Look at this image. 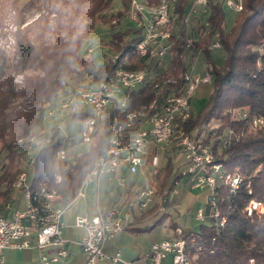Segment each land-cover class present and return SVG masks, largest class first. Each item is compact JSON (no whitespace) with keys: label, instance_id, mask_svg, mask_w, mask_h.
I'll list each match as a JSON object with an SVG mask.
<instances>
[{"label":"trees","instance_id":"trees-1","mask_svg":"<svg viewBox=\"0 0 264 264\" xmlns=\"http://www.w3.org/2000/svg\"><path fill=\"white\" fill-rule=\"evenodd\" d=\"M130 1L122 0L123 8L115 14L99 16L111 7L113 0H0L2 216L9 215L5 206L11 205L10 194L26 158L31 161L27 173L31 188L37 190L44 182L49 190L56 192V204L67 206L76 198L97 159L108 149L107 124L116 110L105 116L88 147H82L71 135L62 136L56 124L45 129L43 122L58 97L95 87L113 69V65L93 56L85 58L82 51L98 22L110 27L106 44L113 55H118L116 65L129 70L145 67V58L135 50L142 27L130 28L123 22ZM147 1L153 4L157 0ZM88 2H91L89 7ZM189 4L190 0H183L175 6L177 22ZM224 6L223 0L209 2L206 19L209 26L204 28L199 24V17L192 24L193 51L202 56L213 91L197 113L192 110L187 119L177 120L174 135L188 137L195 144L209 148L214 162L220 164L222 175L241 177L234 193H230L223 181L217 184L216 202L224 224L218 227V219L209 217L205 202V218L198 221L197 229L178 230L169 207L174 182L180 180L187 163L173 139L171 153L165 152V163L158 165L152 174L159 201L133 215L124 228L132 233L147 232L168 220L170 239L186 242L192 264H264V212L252 210L248 214L251 202L264 205V126L253 127L255 120L264 119V0H243V9L230 31L225 27ZM7 18L15 26L11 33L12 53L1 43ZM213 41H218L225 52L221 67L212 58ZM173 64L180 66L178 56ZM17 75L22 76L20 84L15 82ZM152 97L151 84L131 91L130 108L148 103ZM18 100L24 102L23 108L12 110L11 104ZM235 110L244 116L233 119L226 112ZM84 116L85 113L77 112L67 117L83 119ZM229 136L228 146L223 147L222 141ZM178 152L184 164L180 168L173 160ZM210 171L208 165L204 172ZM202 188L204 194H209L206 185ZM123 206L127 208V201L120 207Z\"/></svg>","mask_w":264,"mask_h":264},{"label":"built area","instance_id":"built-area-1","mask_svg":"<svg viewBox=\"0 0 264 264\" xmlns=\"http://www.w3.org/2000/svg\"><path fill=\"white\" fill-rule=\"evenodd\" d=\"M182 1L157 0L150 4L147 0H131L126 18L142 27L135 50L140 57L145 58V67L139 70L125 69L116 65L118 55H113L105 61L114 66L111 72L93 88L78 89L62 96L59 110L65 111L67 116L77 112L85 113L83 119H78L81 126L80 143L88 146L93 142L96 129L105 116L116 110L107 124L110 136L108 149L97 159L84 179L77 197H84L87 183L94 179L98 181L105 173L116 175L119 169L126 168L130 175H135L145 166L155 170L160 161L158 147L169 145L175 139L174 144L182 149L183 160L187 163L181 176H188L194 188L203 185L208 187V215L218 219V227H221L225 220L219 216L217 184L223 181L229 186L230 193H234L241 177L238 174L222 175L220 164L214 162V154L209 148L195 144L188 137L174 136L177 120H185L191 114L192 99L198 85L210 82V73L205 65L197 70L198 55L193 51L195 38L191 27L197 23L196 17H199V24L207 28L208 3L218 0H190L185 13L177 22L174 8ZM223 3L235 12L243 9V0H223ZM175 47L179 51L174 50ZM220 48L218 41L211 42V50ZM176 56L180 60L178 67L173 64ZM85 57L92 58L91 49ZM147 84L152 86V99L136 108H130V92ZM226 112L231 116L234 114V111ZM48 113L52 114L53 111ZM262 126L264 119L255 120V129ZM229 139L230 136L222 141L223 147L228 146ZM147 146H150V151L145 158L143 155H146L144 149ZM208 165H211V171L206 173L204 170ZM56 178L59 179V176ZM118 181L121 187H125L124 178H118ZM177 183L178 180L174 186ZM13 188L23 196L25 209L12 210L7 203L5 208L9 210V215L5 217L0 214V264L4 263L3 252L6 249H37L41 264L60 262L67 256L69 243L63 237L62 216L66 206L56 204V192L49 190L44 182L37 190H33L26 172L19 174ZM133 191L134 199L127 204L124 219L131 215L130 211L136 205L138 212L151 206L156 192L153 185ZM259 207L264 206L251 202L248 214L252 210L258 211ZM204 218L205 213L197 211L195 219L202 221ZM75 226L85 233L78 245L86 255V264H95L97 260L104 259L120 264H162L167 258H170L171 264H192L186 242L182 239L153 243L149 251L138 260L124 261L119 253L105 255L102 252L104 241L125 227L117 206L106 213L98 212L92 216L83 214L76 218ZM51 248L55 250L49 254L47 251Z\"/></svg>","mask_w":264,"mask_h":264},{"label":"rangeland","instance_id":"rangeland-1","mask_svg":"<svg viewBox=\"0 0 264 264\" xmlns=\"http://www.w3.org/2000/svg\"><path fill=\"white\" fill-rule=\"evenodd\" d=\"M71 1V0H70ZM73 2V1H72ZM91 6V2H88L87 7ZM123 8L122 0H113L111 7L108 10H103L100 15L105 13L115 14L116 11L121 10ZM224 14H225V27L226 31H230L234 26L237 18L238 12H235L228 7L224 6ZM55 15L52 14L50 17L53 18ZM30 21V20H29ZM32 21V20H31ZM30 21V22H31ZM114 22V21H113ZM130 28H135L136 23L130 21L125 18L123 21ZM28 24V23H27ZM15 26H13L12 22L7 18L4 21L3 32L6 33L5 37L2 39L1 43L6 48L8 52H13L14 50V41L12 36V31H14ZM110 38V27L109 25H103L98 22L95 26V29L89 37L86 39L82 51L86 54L89 49L92 51L93 58L97 60L106 61V59L111 58L113 53L109 50L107 46V41ZM115 55V54H114ZM86 58V57H85ZM212 58L217 67H221L224 63L225 52L223 49H216L212 52ZM205 65L203 58L201 55H198L197 59V70L201 69ZM15 82L20 84L22 82V76L17 75L15 77ZM213 91V85L211 82L209 83H200L194 93L192 99V110L197 113L208 101L211 93ZM62 97H58L54 101V105L49 108L48 111H53L52 114L48 113V116L44 118L43 125L45 129L50 128L53 125H58L60 128V133L62 136H70L80 141V121L78 119L67 117V113L59 110V100ZM119 98V96H116ZM119 100V99H118ZM53 103V102H52ZM51 103V104H52ZM24 102L22 100L15 101L11 104L12 110L22 109V105ZM240 112L235 110L233 114V119H237L240 116ZM67 117V118H66ZM82 147H88V145L81 144ZM146 155H143L145 158L150 151V146L145 147ZM171 143L166 146H159V166L165 163V152L171 153L170 151ZM175 154V153H174ZM61 160V158H59ZM173 160L177 163V166L180 168L184 166L182 162V157L180 153H176L173 156ZM30 158H26L21 164L22 172L28 173L31 169ZM184 171V169L182 170ZM154 170L149 166H145L135 177L130 176L129 174H124L121 169L118 170L116 175L113 174H103L98 182L96 179L90 181L85 186V199L77 201L76 205L81 207H85L87 210L95 211L96 206L102 213H106L109 208L114 205L117 201V197L119 194L122 195V200L128 198L127 204L134 199V189H143L145 187H149L153 185L155 188V182L152 178V174ZM29 178V177H28ZM118 178L125 179V187H121L118 181ZM29 181V180H28ZM132 181L133 184H132ZM185 183V184H184ZM184 184V185H183ZM130 190V193L127 194L125 190ZM205 189L202 186L194 188L192 187L190 181L188 183V176H182L178 183L174 186L173 192L171 194V206L169 207L170 211L175 215V220L177 221V225L182 230H189V228L197 229L198 223L194 219V215L199 208H202L204 205V195ZM125 197V198H124ZM14 198V199H13ZM124 198V199H123ZM159 195H154L153 203L159 201ZM11 209L24 210L25 209V201L20 191H16L14 188L10 194ZM70 205V204H69ZM69 205L66 206L69 207ZM264 206V205H262ZM259 210H264V207H259ZM122 210H126L122 208ZM135 210L138 213V207L135 206ZM127 211V210H126ZM169 221H166L165 224H160L154 229H152L148 234H142V239H146L144 244L149 240H161L166 238L167 235H172V231L168 226ZM124 234L126 232L124 231ZM140 237V236H139Z\"/></svg>","mask_w":264,"mask_h":264},{"label":"crops","instance_id":"crops-1","mask_svg":"<svg viewBox=\"0 0 264 264\" xmlns=\"http://www.w3.org/2000/svg\"><path fill=\"white\" fill-rule=\"evenodd\" d=\"M121 170L124 174H129L126 168H122ZM137 174L135 175L129 174V175L135 177ZM133 182L134 181H132V184ZM130 190L133 189L129 188L125 191L128 194L130 193ZM127 196L128 195H126V198L124 197L125 199L123 198L124 200H122V195L119 194L116 203L112 205L109 209H111L113 206L120 207L125 201H128ZM206 196L207 194L203 195L204 204L206 202ZM84 199H85V192H84V197L76 196V198L70 203L69 207H67L63 213L62 216V222L64 225L63 237L66 240H68L69 243L67 245V256L56 264H86V255L78 245V242L81 240V238L84 236L85 233L83 229L75 226V220L77 217L83 214L92 216L100 211L98 209V206H96L95 211L93 210L89 211L85 207L76 205L77 201ZM122 208L126 210L127 208L126 206L120 207L121 218L126 225L128 222L131 221L133 215L137 214V212L135 208L132 209V211H130L131 215L127 219H124L123 216L124 213H126V210L123 211ZM199 210L205 213L204 205L202 206V208H199L197 211ZM194 219H195V215H194ZM195 221L198 223L196 219ZM165 222L163 224H165ZM166 228L168 227L166 226ZM178 230H182V229L178 226ZM124 231L126 232V234H124ZM149 232L150 231L132 233L124 228L122 231L113 233L104 241L102 245V252L107 256H113L116 253H119L121 259L124 261L138 260L142 258L149 251L153 243H157L167 239L170 240L172 236V235H167L166 238H163L161 240H149L146 242L147 244H144L146 239H142L141 235L148 234ZM54 250L55 249L51 248L48 249L47 252L51 254L54 252ZM3 255H4L3 264H41L39 259V251L37 249H21V250L6 249L4 250ZM95 264H120V263H114L108 259H104V260H97ZM162 264H171L170 258L164 260Z\"/></svg>","mask_w":264,"mask_h":264}]
</instances>
